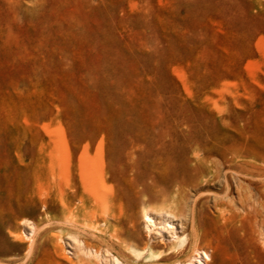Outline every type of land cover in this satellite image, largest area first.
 <instances>
[{"label": "rangeland", "instance_id": "1", "mask_svg": "<svg viewBox=\"0 0 264 264\" xmlns=\"http://www.w3.org/2000/svg\"><path fill=\"white\" fill-rule=\"evenodd\" d=\"M239 164L263 185L264 0H0V264H115L107 232L147 239L140 199L179 189L210 264H264V224L230 220Z\"/></svg>", "mask_w": 264, "mask_h": 264}, {"label": "bare ground", "instance_id": "2", "mask_svg": "<svg viewBox=\"0 0 264 264\" xmlns=\"http://www.w3.org/2000/svg\"><path fill=\"white\" fill-rule=\"evenodd\" d=\"M234 154L237 158H244L242 162L244 165L251 166L245 156L239 155L238 152ZM238 167L240 171L238 173L236 172L237 174L235 176L238 189V207L237 209L232 208L230 210V220L231 222L237 223L238 231L241 230L250 235H255L257 226L260 223L264 224V219L262 218L264 182L261 187L252 190V185L248 179L250 174L242 170L243 165L239 164ZM140 200L143 204V217L147 220V228L150 233H147V239H143L144 235L136 229L135 216L133 214L126 218L125 222L119 218L118 221L121 220L125 226L121 225L115 227L113 231L107 232L108 238L112 241L110 243L111 248L107 252H113L111 260L115 264H132L128 256L118 250L113 251L116 245L127 248L136 258L144 257L152 261L151 264L211 263L214 259V250L221 241V238L212 233L209 227H206L202 216L199 214L197 201L190 205L182 195V189L177 190L173 194H165L163 196L164 204L162 205H159L160 203L157 204L156 198H144ZM134 203L136 202L134 201ZM115 206V203L112 202L111 206L104 205L97 208H106V211L110 212L111 216L116 218ZM216 209L219 213L217 215L220 218L219 220H222L221 222H224L223 219L226 220L229 218L224 215L227 209L222 203L216 202ZM170 218L180 221V224L177 225L180 229L174 224V221H169ZM163 230L169 232L168 236H171L169 237V241L164 240V237L159 239L157 236V239L152 233V231H156L160 232L161 236H164L162 233ZM219 230L217 231L219 232Z\"/></svg>", "mask_w": 264, "mask_h": 264}]
</instances>
